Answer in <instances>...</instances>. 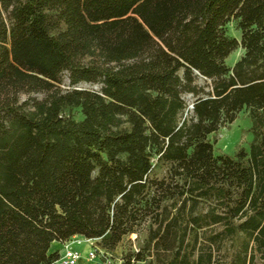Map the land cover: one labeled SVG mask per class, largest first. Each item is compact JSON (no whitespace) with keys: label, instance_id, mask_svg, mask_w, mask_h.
Instances as JSON below:
<instances>
[{"label":"trees","instance_id":"1","mask_svg":"<svg viewBox=\"0 0 264 264\" xmlns=\"http://www.w3.org/2000/svg\"><path fill=\"white\" fill-rule=\"evenodd\" d=\"M142 232L121 264H264V0H0V264Z\"/></svg>","mask_w":264,"mask_h":264},{"label":"rangeland","instance_id":"2","mask_svg":"<svg viewBox=\"0 0 264 264\" xmlns=\"http://www.w3.org/2000/svg\"><path fill=\"white\" fill-rule=\"evenodd\" d=\"M229 34L240 38L238 31L235 30L234 22L230 23ZM241 55V51H235L228 59V64L232 66L237 62ZM182 74V71H181ZM199 85H205V80L199 78L197 80ZM57 87L65 91L69 89V81L67 76L63 77V81L57 84ZM79 89H92L98 90L100 86L92 85L89 83H82L77 86ZM49 91H36L31 93H22L20 94V102H32V100H43L49 96ZM188 103H192L194 100L191 95H186ZM73 116L77 120H81L83 115L79 108L73 109ZM210 139L215 142V154L218 155L220 152L226 153L229 155H234L239 149L244 148L247 151L250 149V144L252 142L253 136L250 132V119L246 109L242 110L237 119L232 123L222 127L218 133L211 135ZM145 237V232L141 234H132L124 238V240L119 244L116 251L113 252V258L111 264H121L123 262L122 258L129 251H136V249L141 248L143 245V240ZM58 264V263H57ZM136 264H148V263H136ZM258 264H262V261H259Z\"/></svg>","mask_w":264,"mask_h":264},{"label":"built area","instance_id":"3","mask_svg":"<svg viewBox=\"0 0 264 264\" xmlns=\"http://www.w3.org/2000/svg\"><path fill=\"white\" fill-rule=\"evenodd\" d=\"M75 242H79V240H69L63 243V247L59 251L60 258L57 261L59 264H77L80 259L83 258L82 252L76 250L73 247ZM81 242V241H80ZM86 242L89 246L87 251L86 258L90 261L98 260L101 264H111L112 259L109 256L100 250L96 245L95 242L91 239H86Z\"/></svg>","mask_w":264,"mask_h":264},{"label":"crops","instance_id":"4","mask_svg":"<svg viewBox=\"0 0 264 264\" xmlns=\"http://www.w3.org/2000/svg\"><path fill=\"white\" fill-rule=\"evenodd\" d=\"M70 240H72V241L73 240H75V241L79 240V242H75L73 244V247L76 250H79L80 252H82V254H83V258L80 259L77 264H101L98 260L90 261V260H88L86 258L87 251L89 249V246H88V244L86 242V238L81 237V236H74ZM62 247H63V243L62 242L54 241L52 243V245H51L50 252H55L57 250L60 251ZM55 264H57V263H55Z\"/></svg>","mask_w":264,"mask_h":264},{"label":"water","instance_id":"5","mask_svg":"<svg viewBox=\"0 0 264 264\" xmlns=\"http://www.w3.org/2000/svg\"><path fill=\"white\" fill-rule=\"evenodd\" d=\"M193 107H194V104H190L189 108L193 109Z\"/></svg>","mask_w":264,"mask_h":264}]
</instances>
